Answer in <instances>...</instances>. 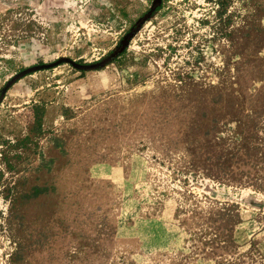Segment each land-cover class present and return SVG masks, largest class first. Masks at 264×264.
<instances>
[{
	"label": "rangeland",
	"instance_id": "374dc122",
	"mask_svg": "<svg viewBox=\"0 0 264 264\" xmlns=\"http://www.w3.org/2000/svg\"><path fill=\"white\" fill-rule=\"evenodd\" d=\"M13 2L0 264H264V0Z\"/></svg>",
	"mask_w": 264,
	"mask_h": 264
},
{
	"label": "water",
	"instance_id": "95a60500",
	"mask_svg": "<svg viewBox=\"0 0 264 264\" xmlns=\"http://www.w3.org/2000/svg\"><path fill=\"white\" fill-rule=\"evenodd\" d=\"M162 2V0H158L157 2V5H160ZM131 36V35H130ZM128 39L125 41V43H127ZM64 63H69L71 65H73L74 67L76 68H79V69H83V70H90V69H95V68H98L100 67L103 63H98V64H94V65H81V64H77L76 62H74L73 60L71 59H68V58H62L60 60H58L57 62L55 63H52V64H48V65H40V66H35V67H32L26 71H24L22 74H20L19 76H22V75H25V74H28L30 72H35V71H39V70H44V69H50V68H55L61 64H64ZM14 81V80H13ZM12 81V82H13ZM11 82V83H12ZM10 84L7 86V88H5L4 92H6V90L9 88Z\"/></svg>",
	"mask_w": 264,
	"mask_h": 264
},
{
	"label": "crops",
	"instance_id": "0c3cea01",
	"mask_svg": "<svg viewBox=\"0 0 264 264\" xmlns=\"http://www.w3.org/2000/svg\"><path fill=\"white\" fill-rule=\"evenodd\" d=\"M13 0H0V16L9 12L13 7Z\"/></svg>",
	"mask_w": 264,
	"mask_h": 264
}]
</instances>
